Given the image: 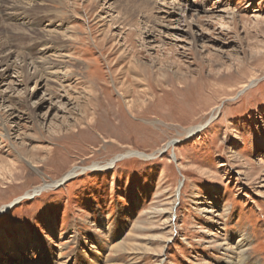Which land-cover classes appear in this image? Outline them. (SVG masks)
<instances>
[{"label":"rangeland","instance_id":"obj_1","mask_svg":"<svg viewBox=\"0 0 264 264\" xmlns=\"http://www.w3.org/2000/svg\"><path fill=\"white\" fill-rule=\"evenodd\" d=\"M36 1L44 10L31 8L42 20L33 31L15 16L0 15V46L9 47H0V57L22 52L34 59L46 40L48 15L62 24L56 29L69 27L62 37L67 68L60 70L64 82L58 77L53 86L50 114L20 105V86L13 92L9 81L0 87L21 116L10 120L0 108L6 114L0 115V263L16 251L9 244L20 242L27 258L13 264H221L220 245L244 234L252 238V260L264 264V189L258 188L264 175V0H113L114 16L125 25L123 40L108 31L111 22H100L93 0ZM167 11L176 18L182 11L188 21L200 16L208 40L193 47L184 24L177 26ZM145 23L155 33L147 43L163 49H143ZM201 29L194 28L198 35ZM135 68L145 72L146 86L136 81ZM113 80L116 88H128L135 104L124 103ZM63 84L80 98L71 111ZM39 93L34 103L47 90ZM201 123L207 124L203 131L185 138L184 129ZM171 140L175 146L164 149ZM129 152L150 158L125 157ZM113 160L111 169H90ZM74 168L83 172L25 198ZM241 170L252 174L251 184ZM122 243L143 247L115 254Z\"/></svg>","mask_w":264,"mask_h":264},{"label":"bare ground","instance_id":"obj_2","mask_svg":"<svg viewBox=\"0 0 264 264\" xmlns=\"http://www.w3.org/2000/svg\"><path fill=\"white\" fill-rule=\"evenodd\" d=\"M94 1L97 2L96 5H98L97 6V10L98 11L97 12H98L99 15L97 17L100 19V22H102L103 25L104 24L106 25L107 22H109V23L111 22L112 25H110L108 27V31L111 30V35H115V37L117 39L123 40L122 39L124 37L123 36V34H124L123 33V30L125 29V25L120 20L119 15L114 16V13L115 12H114L113 8H111V3H110L113 0H93V2ZM35 2H38V1L31 0V3H27V0H0V6H1L2 9H4V10H0V15H6V18H10L12 16H15V17L18 18V21H19V23H16V24H19L21 27H23V29L24 28L25 29L27 28L26 30L33 31L34 29H32V28L33 27H36L37 23H41L42 24V20L40 19V16L38 15V13H35V14H37V16H39L38 18H33L29 14V12H31V8L33 7L36 10L41 11V12H43V10H44V8H41L40 7V6L43 7V5H41L40 2H39V5L37 3L35 4ZM95 2H94V5H95ZM153 2H151V3H152V5L154 7H156L158 5L160 6V4H161V3L157 2V4L154 5L155 3L153 4ZM108 4H109V6H108ZM106 5H107V7H106ZM164 5L170 6V8L172 6H174L175 8L179 7V6L176 5V2H174V3H172V2H167V3L163 2V4L161 5V7L164 6ZM46 7L48 8V6H46ZM46 7H45V9H46ZM49 9H50V7L48 9H46V10H49ZM157 9H160V8H157ZM161 9H163V8H161ZM49 12H47V13H49ZM160 12H162V11H160ZM180 13L183 14L182 16L180 15V18H176L175 12H171V11H167L166 12V16L167 17L174 16V18L176 20V21H174V23H176L177 26H180V23L181 22L184 24V26L187 29V31H186L185 34H187V37L189 36L191 38V40L190 39L189 40L192 41L193 47H195V45H197L200 41L206 40L207 38H206L205 31H208L207 28L204 29V27L198 25V21L201 20V17L198 16L197 18H195V20H193L194 18L192 17V21H188L189 16L184 15V13L182 11ZM222 13H224V11ZM159 14H162V13H159ZM159 14H158L157 17L160 16ZM29 18H32L31 23H28L29 21L27 22V20ZM166 18L163 17L162 19H160V18H157V19H158L159 22L165 23L166 20H167ZM108 19H110V20H108ZM178 19H183V20L182 21H179ZM212 19H213L212 17L208 18V20H212ZM53 20H50V16H48V15H47L46 19H43L44 23H46L44 25V27H43L44 28L43 29V32H44V36H45L46 40L41 42V46L42 45L43 46L37 52V54H35V58L34 59H33V57H29V54L28 53L27 54H24L22 52H20V56H18L17 53H15V52L13 53L12 52L11 54L9 53V55L7 53L6 56H4V54H3V56L0 57L1 58L0 59V69L2 68L0 70V87H2V84L3 83H6V82L9 81L10 84H8L9 87L7 88V90H11V92H13V91H15V89H13L12 87L20 86L22 88V90L20 91V94L23 95V96H20V98L22 99V100H20V105H21V103H24L23 105H26L27 108L28 107L29 108L33 107L35 111H40V110L46 109L47 110V114L48 113L50 114L51 112H53L55 110L54 109V106L52 105V102H54L53 100H54V97H55V96H53V93H52V90L55 88L53 86L56 84V82L58 80V77H59L60 83L64 80V77H61V73H63V71H60V70L62 68L63 69L67 68L65 66V62L63 61V59L65 58V56L62 54L63 51H64L63 48H62L63 41H64V40L62 41V37L63 38H68V35H69L68 34L69 33L68 28L69 27L68 28L65 27L64 28L65 30H63V31H61L59 29H56L55 28L56 26H60V28H61V25L62 24L61 23H58L57 21L55 22ZM221 20L223 21V18ZM12 21H15V20H12ZM222 25H225V23L222 24ZM20 26H19V28H20ZM145 26L146 27L143 28V29H145V32L144 33H141L139 35V36H142L143 35L140 38L141 39L140 40V44L143 47V49L147 53L149 51H155L157 48L163 49L165 47L164 45H159V46L155 45V46H153L152 43H155V42L147 43V41L145 39L146 38H150L151 34H155V33H154L153 30H148L147 29V27H148L147 23H145ZM197 27H200V29L202 28L201 29V33H202L201 35L200 34L198 35L197 34V30H194V28H197ZM174 28H176V27H174ZM174 28L173 29L170 28V29H167V30H174ZM114 30H117L118 32L116 33ZM176 30H179V29H176ZM114 32L116 34H114ZM59 33H61L62 35H59ZM160 33H161V31H158L157 37H159ZM119 43H120V41L118 42V44ZM0 47L1 48H4V49L9 48L8 47V44H5V45L0 46ZM3 68L5 70H3ZM25 69H27V70L28 69L29 70L31 69L32 71H34L33 76H29L28 72H26ZM163 70H164V67L161 70V73H162ZM135 71L138 73V78L136 79V81L138 83L143 84L144 86H146L145 79H144L145 78L144 77L145 75L142 74L144 71L141 70V69H139V68H135ZM23 75H24V77H23ZM163 76L164 75H162V77ZM19 78H20V81H19ZM255 83H256V80H254V81L252 80L249 83V85H255ZM32 84L34 85V87H32ZM111 84H112V86L114 84L115 91L121 97V99L124 101V103L127 104V106L129 104H135L134 101H131V100L128 99V97L130 95V91H128V88L125 85L120 84V85H118L119 87L116 88V82H114V80L112 81ZM249 85L244 86L243 89L244 90L247 89L249 87ZM57 87H59V86L57 85ZM41 89L47 90V93H48V90H50L51 93H49V94L45 93L44 94L45 96L42 99H40L38 101V103L37 102L34 103V100L37 99V97L39 96V94H40L39 92H40ZM67 90L65 89V86L63 84V86H61V91H64L66 93L65 94L66 97L63 96V98L67 99V105H66V108H68L67 111H69V110L71 111L72 108L70 109V106L73 107L74 103L79 104L80 98L77 99L76 97L69 96L67 94V92H68ZM12 101H14V100H12ZM6 105H9L11 107H9V108L8 107H5ZM2 107L5 108L6 110L8 109L7 111H4V112H6V114L10 118V120L13 119V120H17V121L20 120L21 121V119H20L21 116L17 115L18 113L20 114V111H18V109L15 108L16 106L15 107L12 106V102L10 101V98L8 97V93L6 91L5 92H0V108H2ZM18 107L20 108L21 106H18ZM61 111L62 110L59 109L58 112H61ZM66 113H68V112H66ZM6 114H3V113L1 114L0 113V115H2V116L3 115H6ZM214 117L215 116H213L211 120L215 119ZM44 119H45L44 120V122H45L46 121V117ZM6 121L8 122V120L5 119V122ZM17 121H15V122H17ZM4 124L2 125V126H4L2 129L5 132L6 137L9 138V137H11L10 136V132L7 129H5V128H7V126H5ZM16 124L17 123H15V125ZM206 125H207L206 123H201V124H199L197 126H192V127H189L188 129H184V136H185V138L186 137L194 136L195 134L203 131V129L206 127ZM176 143H177L176 140H171L170 142H168L167 144L164 145V149H166L168 147L175 146ZM159 151L162 152V148ZM125 157L150 158L148 155L145 156V155L139 154L137 152H129L128 154L125 155ZM175 159H176V157H175ZM173 160H174V158H173ZM116 161L117 160H113V161L110 162L109 165H107V166L105 165V166H102V167L101 166H98V165L97 166L95 165V166H93V168L91 167L90 169H98V170L111 169L113 166L116 165ZM80 172H83V171H80L77 168H74L70 172H68L67 174H65V176H63L61 179L53 182L52 184L46 183L45 185H41L39 187H36L33 190V192L31 193V195L30 194H27L25 198H32L35 195H40L41 193H43V192H45L47 190L52 189L53 187H59L62 184L66 183L67 181H69V180L77 177ZM239 174H242V175L245 176V178L247 180V181L246 180L245 181L247 183H250V184L252 183L251 181H253V180H252V177H251L252 176L251 173L249 174V173H246V171H242L241 170V173H239ZM262 178H263L262 181H261L262 184L260 185V187H258V188H260L259 190L264 189V175H263ZM181 188H182V182L179 184V188L178 189H181ZM178 189H177L176 199H178L179 198V195H180V190H178ZM258 193L259 194H262V196H263V193L257 192V194ZM204 211L205 212H208V213H211V212L214 213L213 209L210 210V211H208V210L205 209ZM217 216H218V214H217ZM210 226H211V228L216 227L214 224H211ZM222 232H224V231L222 230ZM239 236L240 237L237 240H236V235L233 236V241L235 240L233 243H228V242L225 243L224 242L225 244L220 245V247L224 248L223 250L225 252L223 254V257L221 258V262L220 263L221 264H259L258 262L252 260V256L250 254V251L252 249V244H253L252 238L249 237L248 235H244V234L243 235L242 234L241 235L239 234ZM166 238H168V237L162 238V239H164L163 240L164 243H168L170 241V239H166ZM21 240H22V238H21ZM224 241H225V239H224ZM129 243H131V242H129ZM9 246H13L16 251H13L14 252V255L12 256L11 259H9V261L7 262V264H13L16 261V259L20 260L21 258H23V259L24 258L25 259L27 258V256L25 254H26V252H28V247H25V249H24L25 251L23 252V255H22V254H20V242L11 243V244H9ZM61 247H62V245H61ZM118 247H119V249H116L115 254L118 253V251L120 252L121 249H125L126 251H128V250L133 251L135 249H141L143 246L141 247V246H136V245H130V244L122 243V244H119V246H117V248ZM35 248H36V246H35ZM144 252H147V251L144 250ZM155 254L157 255V253H155ZM160 254H161V252H160ZM59 255L61 256V254H59ZM109 257H111V255ZM1 260H3V259H0V261ZM0 264H5V263H0ZM33 264H35V263H33ZM109 264H110V262H109ZM160 264H163V260L160 261Z\"/></svg>","mask_w":264,"mask_h":264}]
</instances>
